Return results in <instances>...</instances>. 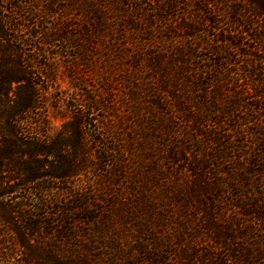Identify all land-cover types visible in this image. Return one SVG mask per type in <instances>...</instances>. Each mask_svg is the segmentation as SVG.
Returning a JSON list of instances; mask_svg holds the SVG:
<instances>
[{
    "label": "trees",
    "instance_id": "1",
    "mask_svg": "<svg viewBox=\"0 0 264 264\" xmlns=\"http://www.w3.org/2000/svg\"><path fill=\"white\" fill-rule=\"evenodd\" d=\"M63 1L60 7L62 12L79 13L86 18L85 34L90 37L89 40L97 43L101 36L104 37L107 58L113 63L114 59L109 56L118 46L124 50L118 60H124L128 56V49L133 50L135 55L132 57L130 75L124 76L120 81L127 103L132 107L130 112L135 115L131 122L136 128L141 126L145 129V135L140 133L141 141H153L154 150L158 146L159 155H167L164 159L154 155L155 161L150 166L147 164L150 157L146 154L149 148L146 144L131 148L143 161L134 171L128 156L132 151L124 146L120 148L119 145L109 147L105 143V164L109 161L108 153L119 151L121 166L119 170L116 169L118 171H106L103 175L104 194L124 198L125 191L112 189L117 184L116 180H111L112 174L115 176L119 172L123 185L124 181H130L129 194L132 197L129 205L122 208L120 215L123 216L125 211L128 217L133 219L131 222L136 238L130 243H125L124 239L121 243H111L113 246L105 243L107 253L99 251V248L95 247L96 243L99 235L106 232L102 230L105 224L98 226L101 217L96 212L102 207L95 204L96 197L90 193L86 194L66 186L71 178L82 173L83 168L68 164L63 169L58 166L49 173H40L37 176L33 172L31 160H16L17 154L27 155L32 161L36 154H49L58 160L63 159L57 149L50 151L37 147L39 132L27 126L30 121L29 113L40 106V95L31 80L35 72L30 71L32 67L28 63L32 58L25 53V57L29 59L23 64L19 61L20 67L16 73L11 68L0 69V81L7 89V85L11 86L13 82L25 83V86L16 92L18 99L15 104L10 109L1 111L3 115H0L5 119V147H0V170L14 164L13 167L22 175L17 189L0 192V245L3 246L9 241L13 245L9 252L0 250V264H5L6 260L12 261L9 258H15L16 251H21V264H261L260 260H263L264 264V239L261 237L260 250L252 243L251 248L244 249L241 243H237L236 236L221 235L219 232L212 236L211 242L204 248H200L201 245L197 241L188 237V228L196 217L195 211L198 212L202 207L209 208V225L212 226L210 223L214 224L221 219L223 215L217 205L226 201L221 196L226 190L232 196V205L244 211L241 214L243 218L253 214L251 221L254 224H261L264 220V198L260 205L258 202H249L251 196L259 194L256 187L264 189V117L254 116L264 111V60L259 53L264 52V44L262 43V49L256 45H249L251 47L245 49L243 35L234 37L223 34L214 39L216 45H206L211 55L220 56L212 59V62L202 63L199 56L201 46L197 44L198 40L202 41L201 37H198L199 29L186 21L179 25L178 29H181L182 33L170 30L171 34L167 36L166 28L158 30L153 25L154 19L160 20L163 16L152 19L124 18L122 20L126 21V24L117 23L119 19L102 9L105 8V0ZM213 1L205 2L209 4ZM252 2L258 6L256 14L264 15V0H250V3ZM56 3L57 0H49V5L40 10L42 14L38 15L43 17ZM113 3L119 5L120 0H113ZM165 7H173V3L167 2ZM161 8L164 10V7ZM137 9H143L141 4L137 5ZM37 11L32 14L37 15ZM8 24L11 25L10 21L0 18V36L7 40ZM36 24L39 26L40 23L35 22ZM68 26L69 24H66L39 32L41 44L52 45L60 41L64 42L67 48L72 46L75 44L76 35L68 33ZM251 38L256 44L264 42L263 38L258 36ZM16 40H19L22 46H19V50L27 46L21 38L17 37ZM223 45L228 47L224 48ZM0 50L5 52L8 49L0 45ZM233 52L247 57L245 75L257 77L251 85L258 99L249 105H245L244 97L239 91H236L235 96H227L223 92L221 100L211 91L213 85L226 80L230 72L226 64L232 59ZM1 57L8 60L11 56L0 54V59ZM235 63L236 61L233 62ZM243 107L246 111H252V119L248 121L257 125L256 129L250 131L254 140L253 146H250L253 149L251 152L247 145L243 149L244 146L235 143L238 142L236 136L227 137L226 129L221 128L228 120L233 123L231 128H235L234 132L239 133L237 125L234 126L237 121H233V113ZM176 116H180L192 132H183L173 121ZM139 118L142 122H139ZM22 124L25 128L21 127ZM112 132L113 128H110L106 136L118 139ZM130 132L134 130L131 129ZM139 136L137 133L136 137ZM122 137L124 139V135ZM131 140L136 139L132 137ZM19 141L25 145L23 150L16 148ZM70 145L76 146L74 143ZM169 145L167 149L166 146ZM231 150H245V153L231 158V161ZM7 159L13 162L7 164ZM165 160L168 165L162 166V161ZM172 169L174 172L170 171ZM46 176L64 183L65 186H30ZM3 178L0 175V184ZM15 178L19 177H9L8 180ZM189 179L195 182L187 186L186 181ZM118 182L120 183V180ZM247 188L251 191H247ZM100 200L106 201L104 198ZM109 201L115 202L114 198ZM244 201L247 203L244 204ZM108 208L104 210H109ZM180 221L185 223L182 225ZM172 227L175 230H172ZM154 229L162 238L155 235ZM253 233L254 229H246L245 238H252ZM83 236L88 242L84 248L88 254L83 253L84 250L79 245L72 243L74 238L78 240V237ZM231 240L232 245H229ZM42 244L45 245L44 250ZM25 248L29 250L27 254H24ZM164 251L170 256L163 257Z\"/></svg>",
    "mask_w": 264,
    "mask_h": 264
},
{
    "label": "rangeland",
    "instance_id": "2",
    "mask_svg": "<svg viewBox=\"0 0 264 264\" xmlns=\"http://www.w3.org/2000/svg\"><path fill=\"white\" fill-rule=\"evenodd\" d=\"M205 1L120 0V4L117 5L113 3V0H105V8L102 9L104 12L119 19L117 20L118 22L116 21L117 23L122 22L124 24H126V21L122 20L124 18L125 20L136 17L152 19L157 16H163V19H154L153 25L158 30L166 28L167 36H170V30L182 33L183 31L178 29L179 25L183 21L188 22L190 25L195 26L196 29H199L198 37H201L202 41L198 40L197 44L201 46L199 56L202 63L212 62V59L220 56L218 54L211 55L206 45L208 43H215L216 45L214 39L220 38L223 34L233 35L234 37L243 35L246 43L245 49L251 47L249 45H256L259 49H262V43L264 44V42L256 44L251 38V36H258L264 40V15L256 14L257 5L253 2L250 3V0H214L209 4ZM167 2L173 3V7L166 8L165 4ZM63 3V0H57L56 5L51 6L47 13L43 17H40L38 13L49 5V0H0V18L11 23V25H7L9 40L0 36V45L8 49L5 52L0 50V54H9L11 57L8 60L1 57L0 69L9 70L11 68L16 73L18 67H20L19 61L23 64L27 63V59L32 58V61L28 63L32 67L30 71L35 72L31 76V80L40 95V106L29 113L28 119L30 121L27 126L29 125V127L39 132V140L36 142L38 144L37 147H43L50 151L57 149L59 155L63 157L62 160H58L49 154H36L35 159L32 161L27 155L17 154L16 160L24 162L26 160L30 162L29 160H31L33 172L37 176L40 173H49L58 166L63 169L68 164L79 165V167L83 168L82 173L71 178L70 182L66 183V186L76 188L86 194L90 193L96 197L95 204L102 207L96 212L101 217L100 223L96 222V224L98 226L105 224L102 230H106V232L99 235L98 243H96L95 247H98L99 251L107 253L105 243L113 246L118 241V243L123 242V239L125 243L133 242L136 238V232L134 234L133 219L128 217L127 212L124 211V215H120L123 210L122 208L130 202L132 197L129 194V191H131L129 188L131 186L129 184L130 181H124L123 185L119 172L115 176L112 174L111 180L114 179L117 182L112 189L125 191L124 198H120L118 195L107 196L104 194L105 178L103 175H105L106 171L109 173L118 171L121 166L119 151L117 153L116 151L108 153L107 157L109 161L105 164V143L109 147H114V145L117 147L119 145L120 148L124 146L126 149L132 151L129 152L132 154L128 156L131 161L130 166L132 169L134 168V171L137 170L139 163L141 164L143 161L140 157H137V153L131 150V148H138L141 144H146L149 147L146 154L150 157L147 160V164L150 166L155 161L154 155L164 159L167 154L159 155V148L156 145L157 148L154 150L155 143L153 141H141V134L145 135V129L141 126L136 128L131 122L135 118V115L130 112L132 107L127 103L123 93V85L120 81L124 76L130 75L129 71L133 64L132 57L135 55L133 54V50L128 49L126 51L129 53L128 56L124 60H118L117 58L124 51L121 46H118L109 56L114 59L115 62L113 63L111 59L107 58L108 52L105 48L104 37L101 36L97 43L94 40H89L90 37L85 34L87 27L86 18L80 16L79 13L62 12L60 7ZM140 4L143 9L139 10L137 9V5ZM161 7H164V10ZM33 11H37V15L32 14ZM35 22L40 23L39 26H37L38 24L35 25ZM66 24H69L68 33L76 35L74 36L75 44L68 48L64 42L60 41L52 45L41 44L39 32L43 30L49 31L54 27H62V25ZM131 30L132 28L129 31L131 32ZM140 36L142 37V34ZM17 37L24 40V44H27L23 50H19L21 44H19V40H16ZM96 40H98L97 37ZM225 46L228 47V45H223L222 47L225 48ZM25 53L29 58L25 57ZM233 53L232 59H229L227 61L229 63L226 64L227 69L230 71L227 74L226 80H221V82L213 85L211 91L220 100L223 92L227 96H235L237 94L236 91H239L244 97L245 105H249V103H254L258 99L251 85V83L256 81L257 77L245 75L244 69L247 57L242 54H236V52ZM259 53L264 60V52L260 51ZM209 57H211L210 60ZM235 61L236 63L233 64ZM24 84L13 82L11 86L7 85V89L0 81V115H3L1 111L10 109L15 104V101L18 99L16 92L19 88H23ZM219 102L222 103V101ZM251 112L249 110L246 111L245 107H243L235 110L233 113V121H237L234 126L237 125L236 127L240 130L239 133L234 132L235 128H231L233 123H229L228 120L221 127L222 129H226L227 137L235 138L236 136L238 142L235 143L244 146L243 149L247 145L250 152L253 151L250 146H253L254 141L250 131L257 128L256 124L248 121V119H252ZM263 113L264 111L254 116L258 118L264 117ZM173 121L183 132L188 133L191 131L188 124L180 116L174 117ZM139 122H142L140 118ZM238 123H240L241 127H239ZM4 126L5 119L3 116H0L1 148L5 147L3 143ZM21 127L25 128V125L22 124ZM110 128H113L112 135L117 136L118 139L115 140L110 135L106 136L107 130ZM131 129L134 132L131 133ZM120 133L124 135V139ZM137 133L140 135L139 138L136 137ZM131 136L136 140H131ZM71 143H74L76 146L72 147ZM169 147L170 145L166 146L167 149ZM16 148L23 150L25 145L19 141L16 144ZM244 153L245 150H237L235 152L231 150L229 152L231 157L229 158L233 161L231 158L237 155H244ZM126 155L124 156L126 157ZM10 161L12 160L7 159V164ZM162 162V166L168 165L167 160ZM13 165L9 164L0 170L1 177H4L1 180L3 182L0 184V192L15 190L19 186V180L22 175L19 171H16ZM170 171L174 172L173 169ZM14 176L19 178L8 180L9 177ZM119 180L120 183L118 182ZM192 182L195 181L192 179L187 180V186ZM38 183L30 186L54 185V187L58 188L65 186L64 183L49 179L47 176L39 180ZM58 188L55 189L57 190ZM226 191L221 194L222 198L226 201L217 205L223 215L221 219L214 224L210 223L212 224L211 226L209 225L210 211L208 206L202 207L198 212L195 211L196 217L192 219L193 223L188 228L189 239L191 240L192 238V240L197 241L201 245L200 248H204L211 242L212 236L216 232H219L221 235L236 236L237 243H241L244 249L251 248L250 245L252 243L253 246H257V249L260 250L262 246L259 245L261 244L259 238L264 239V220L261 224H254L251 221L253 214L252 216L243 218L241 214L244 211L232 205V196ZM247 191H251V189L247 188ZM256 191L259 192L258 196H251L249 202L251 204L258 202V205H260L264 198V189L256 187ZM102 198L106 199V201H101L100 199ZM113 198L115 200L114 203L109 201V199ZM246 203L247 201H244V204ZM106 207H109V210H104ZM139 222H144V220H139ZM184 223L180 221V224L183 225ZM93 227L97 228L96 226ZM246 229L255 230L252 238H245ZM172 230H175L174 227H172ZM1 231L2 228H0ZM154 233L158 238L161 237L156 229H154ZM127 235L128 238H126ZM77 239L74 238L72 243L79 245L84 250L88 244L85 236L78 237ZM11 243L9 241L3 246L0 245V250L3 252L11 251L13 247ZM52 245H54V242H52ZM229 245H232V240ZM41 247L44 250L45 245L42 244ZM23 251L24 254L29 252L26 248ZM20 253L21 251L14 252L15 258H9L12 261L6 260L5 264H10L9 262L21 264ZM83 253L88 254L85 250ZM165 256L169 257L170 254L164 251L163 257ZM260 263L262 264L263 260H260Z\"/></svg>",
    "mask_w": 264,
    "mask_h": 264
}]
</instances>
